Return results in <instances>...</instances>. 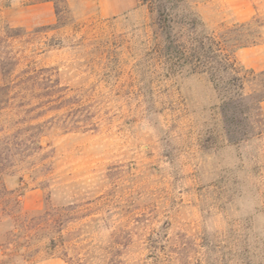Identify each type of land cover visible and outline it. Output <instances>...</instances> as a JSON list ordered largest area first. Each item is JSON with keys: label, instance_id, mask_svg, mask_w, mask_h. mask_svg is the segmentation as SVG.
<instances>
[{"label": "rangeland", "instance_id": "374dc122", "mask_svg": "<svg viewBox=\"0 0 264 264\" xmlns=\"http://www.w3.org/2000/svg\"><path fill=\"white\" fill-rule=\"evenodd\" d=\"M186 2L208 32L258 20L235 58L264 73V0ZM154 22L138 0H0L14 74L54 86L26 97L49 101L39 147L0 180V264H264V233L235 215L264 198V102L229 144L206 76L165 75Z\"/></svg>", "mask_w": 264, "mask_h": 264}, {"label": "trees", "instance_id": "16d2710c", "mask_svg": "<svg viewBox=\"0 0 264 264\" xmlns=\"http://www.w3.org/2000/svg\"><path fill=\"white\" fill-rule=\"evenodd\" d=\"M155 15V29L161 40L156 57L168 77L182 74L204 75L220 104L227 142L238 143L253 136L248 127L251 113L262 116L264 73L245 69L237 62L236 52L256 45L259 38L258 20L235 24L223 32H208L205 24L188 6L186 0H138ZM66 4V0H64ZM55 14L64 10L54 2ZM66 7V6H65ZM8 24L0 26V180L13 172L17 161L28 158L34 141L46 123L43 117L49 101L31 104L26 97L41 88L43 99L54 89L45 77L46 69L26 67L14 74L18 62L8 57L6 39L12 37ZM254 84L251 94L246 86ZM36 110H40L35 114ZM34 146V147H33Z\"/></svg>", "mask_w": 264, "mask_h": 264}, {"label": "clouds", "instance_id": "9594fccd", "mask_svg": "<svg viewBox=\"0 0 264 264\" xmlns=\"http://www.w3.org/2000/svg\"><path fill=\"white\" fill-rule=\"evenodd\" d=\"M235 215L242 218L251 217L254 230L264 233V198L258 193H249L239 200ZM219 226L218 222L213 221L209 225V230L211 231Z\"/></svg>", "mask_w": 264, "mask_h": 264}]
</instances>
